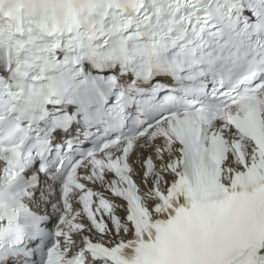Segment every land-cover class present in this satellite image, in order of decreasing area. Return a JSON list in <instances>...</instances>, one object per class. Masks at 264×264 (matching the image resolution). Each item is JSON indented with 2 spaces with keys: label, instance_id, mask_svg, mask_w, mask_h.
<instances>
[{
  "label": "snow or ice",
  "instance_id": "snow-or-ice-1",
  "mask_svg": "<svg viewBox=\"0 0 264 264\" xmlns=\"http://www.w3.org/2000/svg\"><path fill=\"white\" fill-rule=\"evenodd\" d=\"M0 264H264V0H0Z\"/></svg>",
  "mask_w": 264,
  "mask_h": 264
},
{
  "label": "bare ground",
  "instance_id": "bare-ground-1",
  "mask_svg": "<svg viewBox=\"0 0 264 264\" xmlns=\"http://www.w3.org/2000/svg\"><path fill=\"white\" fill-rule=\"evenodd\" d=\"M134 157V156H133ZM169 179H170V177H169Z\"/></svg>",
  "mask_w": 264,
  "mask_h": 264
}]
</instances>
